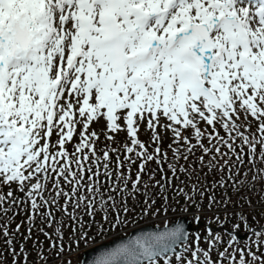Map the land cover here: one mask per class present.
Returning a JSON list of instances; mask_svg holds the SVG:
<instances>
[{"label": "snow or ice", "instance_id": "snow-or-ice-1", "mask_svg": "<svg viewBox=\"0 0 264 264\" xmlns=\"http://www.w3.org/2000/svg\"><path fill=\"white\" fill-rule=\"evenodd\" d=\"M257 185L264 201V0H0V235L13 264L34 229L72 264L66 251L135 210L192 208L211 213L203 230L165 223L95 264H264V232L236 242L243 213L226 246L212 227L231 219L229 192ZM21 213L27 234L10 232Z\"/></svg>", "mask_w": 264, "mask_h": 264}, {"label": "water", "instance_id": "water-1", "mask_svg": "<svg viewBox=\"0 0 264 264\" xmlns=\"http://www.w3.org/2000/svg\"><path fill=\"white\" fill-rule=\"evenodd\" d=\"M176 223L183 225L186 232H188V230L191 228L190 222L185 217L182 219H179ZM174 226L171 225L170 228ZM162 231H165V230L159 229L157 227L152 228L149 226L142 227L141 229H138L136 231H132L130 235L126 238H122V239L115 240V241H112L106 244H102L96 248H93L85 252L80 261V264H95V262L98 259L105 257L107 254L112 253L116 249L128 244L130 240H134L139 236L146 235L149 233H156V232H162Z\"/></svg>", "mask_w": 264, "mask_h": 264}, {"label": "rangeland", "instance_id": "rangeland-1", "mask_svg": "<svg viewBox=\"0 0 264 264\" xmlns=\"http://www.w3.org/2000/svg\"><path fill=\"white\" fill-rule=\"evenodd\" d=\"M101 127V125H95V128H97V129H99ZM151 218H145L144 219V221L143 222H145V221H147V220H150ZM263 220H264V218H263ZM160 224V223H159ZM162 224V223H161ZM136 225V224H135ZM112 235V233L111 234H108V237H110ZM105 238H107V236L106 235H103V238H100V239H95L94 241H92L91 243H89L88 245H92V244H94V243H98V242H101L103 239H105ZM255 239H257L256 237H255ZM87 245V246H88ZM42 246H44V243H43V245ZM81 248L79 249V251L78 252H74V254H70L71 256L70 257H68L66 260H71V262H72V264H77V261H78V258H79V255H80V253H81V250H83V249H85L86 248V246L85 245H81L80 246ZM31 257H32V260H29V261H22V263L21 264H43V263H41V261L40 260H38V258L35 256V255H31ZM54 264H57V263H54Z\"/></svg>", "mask_w": 264, "mask_h": 264}, {"label": "trees", "instance_id": "trees-1", "mask_svg": "<svg viewBox=\"0 0 264 264\" xmlns=\"http://www.w3.org/2000/svg\"><path fill=\"white\" fill-rule=\"evenodd\" d=\"M259 190H260V186L257 185V191H256V192H250V193H251V198H252V199H255V200H253V201L256 202V203H262V202H264V201L261 200V195L258 194V193H259ZM255 194H256V198H255ZM237 196H239V195H237ZM241 196H244L243 193L240 194V197H241ZM241 201H242L243 204L245 205V203H246L245 200H242V199H241ZM235 204H239V203H235Z\"/></svg>", "mask_w": 264, "mask_h": 264}]
</instances>
